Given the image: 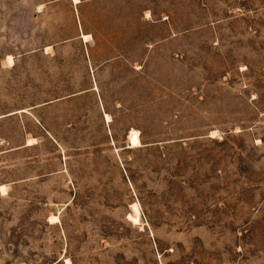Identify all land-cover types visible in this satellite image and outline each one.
Returning <instances> with one entry per match:
<instances>
[{
	"label": "rangeland",
	"instance_id": "1",
	"mask_svg": "<svg viewBox=\"0 0 264 264\" xmlns=\"http://www.w3.org/2000/svg\"><path fill=\"white\" fill-rule=\"evenodd\" d=\"M72 4L0 0V264H264V0Z\"/></svg>",
	"mask_w": 264,
	"mask_h": 264
},
{
	"label": "crops",
	"instance_id": "2",
	"mask_svg": "<svg viewBox=\"0 0 264 264\" xmlns=\"http://www.w3.org/2000/svg\"><path fill=\"white\" fill-rule=\"evenodd\" d=\"M56 0H47V2H55ZM87 1H89V0H79V4L77 5V6H79V5H81L82 3H84V2H87ZM91 1H93V0H91ZM96 1V0H95ZM97 1H101V0H97ZM68 2H70L71 4H72V0H68ZM73 5V4H72ZM74 6V5H73ZM74 8H76L77 9V7L76 6H74ZM81 35H89L90 36V38H91V40L90 41H88V42H86V43H84L83 41H82V39H81ZM78 38L81 40V42H82V44H83V46H82V55H83V59H85V60H87V63H88V71H89V73H90V77H91V79L94 81V82H96V79H95V76H98V73H96V72H98V70H100L99 68L100 67H104V69L106 68V67H109V66H113V65H115V64H110L111 62H105V63H103L102 65H100V67H98V65H95L94 64V59H93V57H94V54H95V47H96V45H98L96 42H95V40H94V37H93V33H91L90 31H80V33L78 34ZM121 56V55H120ZM120 56L119 57H116V58H120ZM97 81H99L98 79H97Z\"/></svg>",
	"mask_w": 264,
	"mask_h": 264
},
{
	"label": "bare ground",
	"instance_id": "3",
	"mask_svg": "<svg viewBox=\"0 0 264 264\" xmlns=\"http://www.w3.org/2000/svg\"><path fill=\"white\" fill-rule=\"evenodd\" d=\"M74 4H78L79 3V0H72ZM84 40L88 39L90 36H82ZM9 62H11L9 60ZM105 118L106 120L109 122V117L107 115H105ZM128 140H129V145L131 148H137V147H140L141 146V143H140V139H139V132H136V131H132L130 134H129V137H128ZM1 191L4 192V189L1 188ZM134 213H135V217L133 218L134 221H138V217H139V210H138V207L137 205H132L131 206ZM52 220H56V218H52Z\"/></svg>",
	"mask_w": 264,
	"mask_h": 264
}]
</instances>
